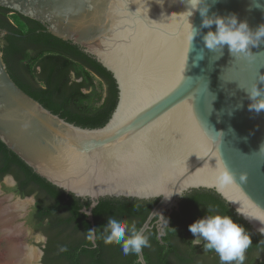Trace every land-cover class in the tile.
Masks as SVG:
<instances>
[{
	"label": "water",
	"instance_id": "1",
	"mask_svg": "<svg viewBox=\"0 0 264 264\" xmlns=\"http://www.w3.org/2000/svg\"><path fill=\"white\" fill-rule=\"evenodd\" d=\"M0 8L78 47L115 82L108 121L81 128L20 90L0 52V142L36 176L88 201L80 212L90 230L100 199L156 200L137 232L155 227L160 241L183 196L204 189L264 237V110L254 109L264 102V37L256 36L264 9L252 0H202L187 18L188 0H0ZM233 16L235 27L248 26V49H209L217 27L204 21ZM253 89L261 96L251 99Z\"/></svg>",
	"mask_w": 264,
	"mask_h": 264
},
{
	"label": "trees",
	"instance_id": "2",
	"mask_svg": "<svg viewBox=\"0 0 264 264\" xmlns=\"http://www.w3.org/2000/svg\"><path fill=\"white\" fill-rule=\"evenodd\" d=\"M9 13L0 8V28L12 34L3 37L0 52L16 86L70 124L89 129L104 126L117 102L110 73L78 47L56 39L33 21L16 15L13 18L19 26L13 25ZM93 77L104 84L102 98L95 94ZM5 177L12 178L14 185L2 186L4 192L35 199L28 222L46 237L47 264H139L136 254H123L121 244L104 242L105 229L109 219L115 218L127 223L126 236L137 232L156 200L100 199L92 210L93 245L87 239L90 224L80 212L89 202L65 195L36 176L0 142V183ZM209 215L227 216L249 235L251 245L243 264H264V237L253 233L216 193L204 189L183 196L178 211L168 217L169 226L160 241L155 227L144 233L150 244L142 249L146 264H222L215 251L206 250V242L202 246L192 243L189 226Z\"/></svg>",
	"mask_w": 264,
	"mask_h": 264
},
{
	"label": "clouds",
	"instance_id": "3",
	"mask_svg": "<svg viewBox=\"0 0 264 264\" xmlns=\"http://www.w3.org/2000/svg\"><path fill=\"white\" fill-rule=\"evenodd\" d=\"M202 0H188L190 9L187 11V18L193 15V12L199 10V5ZM257 8H261L262 0H252ZM201 16L207 14V9L200 11ZM215 24L217 31L215 33L209 32L207 39V46L213 49L218 45H227L233 54L245 52L252 43L249 35V29L246 23H238L234 16L225 22L223 18H217L215 21L205 20L204 26L210 27ZM192 36V35H191ZM257 39L264 37V26H261L256 32ZM191 39V37H190ZM261 96L259 89H253L251 99H256ZM254 109L258 112L264 110V102L254 105ZM211 211V210H210ZM127 223L121 222L115 218H110L108 221V228L105 231L108 233L104 237V242L107 244L117 243L122 245V252L125 255L129 253L139 254L142 249L149 247V240L146 236L139 232H132L126 236ZM189 231L194 237H202L205 241L206 250L215 251L222 262V264H231L235 261L236 264H243L245 260V251L251 245V239L245 232L243 227L234 223L231 218L220 215H209L207 218L195 221L189 226ZM95 230H89L87 239L94 240ZM38 240L44 241L46 238L39 235ZM194 245L200 244V239H193ZM66 251V249H61Z\"/></svg>",
	"mask_w": 264,
	"mask_h": 264
},
{
	"label": "bare ground",
	"instance_id": "4",
	"mask_svg": "<svg viewBox=\"0 0 264 264\" xmlns=\"http://www.w3.org/2000/svg\"><path fill=\"white\" fill-rule=\"evenodd\" d=\"M26 208V202L0 195V264H39L40 251L28 246L29 234L20 223Z\"/></svg>",
	"mask_w": 264,
	"mask_h": 264
},
{
	"label": "rangeland",
	"instance_id": "5",
	"mask_svg": "<svg viewBox=\"0 0 264 264\" xmlns=\"http://www.w3.org/2000/svg\"><path fill=\"white\" fill-rule=\"evenodd\" d=\"M11 18V22L13 25L15 26H19V23L16 22V20L13 18V17H10ZM93 85H94V89H95V94L98 96V97H103L104 95V84L96 77H93ZM89 91H84V93H88ZM4 185L5 187L7 188H10L13 186V182L12 180L10 179V177H5L2 182L0 183V186ZM0 190H2L0 188ZM4 192V191H3ZM5 194H7L6 192H4ZM3 196V195H1ZM13 201H18L16 198H13ZM21 201H24L27 203V209L29 210L27 215L24 217V218H21L20 220V223H23L22 224V227L28 232L29 234V238L27 239V244L30 248H32L33 250H36V251H42V247L44 245V241H40L38 240V236L39 235H43L44 234L39 231V230H35L34 228H32V226L30 225V223L28 222V216L30 214V209H32L33 207V204H34V199L33 197H26V198H23ZM195 239V237H194Z\"/></svg>",
	"mask_w": 264,
	"mask_h": 264
},
{
	"label": "flooded vegetation",
	"instance_id": "6",
	"mask_svg": "<svg viewBox=\"0 0 264 264\" xmlns=\"http://www.w3.org/2000/svg\"><path fill=\"white\" fill-rule=\"evenodd\" d=\"M3 9H5V8H3ZM8 10V9H7ZM8 11H10V13L8 14V16L9 17H16V15H19L18 13H15V12H13V11H11V10H8ZM21 16V15H20ZM22 17H24V16H22ZM25 19H28V20H30V21H33V22H35V23H37L38 25H40L41 27H42V29L44 30V31H46V32H48L47 30H46V28L43 26V25H41V24H39L38 22H36V21H34V20H32V19H30V18H28V17H24ZM11 20V18H9V21ZM11 22V21H10ZM12 23V22H11ZM1 29V28H0ZM1 30H3V29H1ZM6 31V30H5ZM8 32V31H7ZM12 35V34H11ZM3 37L4 36H2V35H0V46L2 45V39H3ZM57 39V38H56ZM69 43V42H68ZM71 44V43H70ZM2 186H4V185H2ZM2 186H1V189H2ZM3 191V190H2ZM33 199H34V197H33ZM34 202H35V199H34ZM34 205V204H33ZM30 211H31V209H30ZM45 237V236H44ZM46 238V237H45ZM193 239H194V237H193ZM204 242H206L205 240H203V242L201 243V244H198V246H202L203 245V243ZM45 244H46V239H45V242H44V245H43V247H42V251H41V255H40V260H39V264H47V262H49L48 261V259H45V257H44V252H43V249H44V247H45ZM194 245V244H193ZM200 250V249H199Z\"/></svg>",
	"mask_w": 264,
	"mask_h": 264
}]
</instances>
